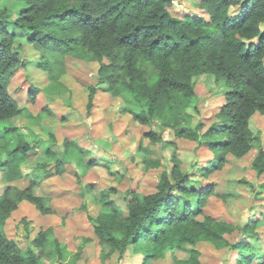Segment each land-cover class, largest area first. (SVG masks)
Masks as SVG:
<instances>
[{"label": "trees", "instance_id": "1", "mask_svg": "<svg viewBox=\"0 0 264 264\" xmlns=\"http://www.w3.org/2000/svg\"><path fill=\"white\" fill-rule=\"evenodd\" d=\"M20 1L24 5L16 16L10 7L0 5V172L4 179V188H0V264H44L45 259L55 263L70 254L52 229L32 234L26 219V247L6 231L22 201L35 204L43 214L55 213L45 199L35 196L33 185L52 173L50 166L57 174L66 170L54 150L57 136L52 133L53 141L38 161L30 185H14L24 178L23 164L34 144L42 140L14 122L22 109L10 88L16 71L25 66L17 43L19 30L26 32L29 43L40 52L39 65L51 79L65 73L67 57L98 62L100 85L110 94L127 95L134 103L128 111L141 124L172 128L180 137L214 151L213 160L193 173H183L176 163L173 178L164 173L153 193L134 196L132 192L127 215L108 195H102L104 210L95 221L99 243L107 249L102 255L105 263L113 257L121 261L129 253H140L144 264H151L168 253L174 256L173 251L180 248L190 255L186 259L174 256L175 264H201V252H189L184 246L206 241L218 249L237 251V264H254V259L264 264V254L253 259L254 254L246 253L250 243L234 238L243 230L249 232L254 220L242 226L204 211L209 194L223 196L238 184H253L236 179L201 189L188 187L196 173L222 169L228 155L241 158L254 145L259 146L254 166L259 174L264 173V145L259 142L263 138L250 126L254 116H264V0H200L197 9L201 12H186L184 17L172 14L173 0ZM237 8L240 10L234 14ZM256 38L257 43H247ZM204 73L214 75L209 93L224 94L226 102L208 127L202 120L191 126L193 117L201 115L198 78ZM96 91L93 88L92 100ZM30 100L33 105L34 99ZM147 136L151 142H164L161 132L150 130ZM71 142L84 148L80 154L92 153L83 144Z\"/></svg>", "mask_w": 264, "mask_h": 264}, {"label": "rangeland", "instance_id": "2", "mask_svg": "<svg viewBox=\"0 0 264 264\" xmlns=\"http://www.w3.org/2000/svg\"><path fill=\"white\" fill-rule=\"evenodd\" d=\"M195 2L173 0L170 10L174 16L184 17L186 12L191 14L196 9V5H193ZM0 5L10 7L12 16H16L24 2L7 0L6 3L2 0ZM239 10L237 8L233 13ZM25 33L19 30L17 37L25 66L16 71L10 88L22 109L21 116L15 118L14 122L31 136L36 137V133L42 140L34 144V149L23 164L24 178L14 185H30L29 180H32L37 163L51 143L49 134L52 133L57 136L54 150L63 160L66 170L57 174L50 166L52 173L33 185L35 196L45 199L47 206H52L55 213L43 214L35 204L22 201L6 226L9 237L17 239L22 246L28 245L23 222L26 219L33 230L32 234L42 229H52L66 252H70L64 260L51 263L45 259L44 264H144L145 259L140 253H129L121 261L116 257L108 263L102 260L107 249L99 243L95 221L104 210L102 195H108L127 215L132 192L134 196L153 193L164 173H170L173 178L176 163L183 173H193L196 168H202L206 162L213 160L214 151L192 139L180 137L172 128L161 129L158 125L141 124L128 111L134 103L127 95L110 94L100 85L98 62L67 57L65 73L57 80L51 79L39 65L40 52L29 43ZM258 41L256 38L247 43ZM213 76L204 73L198 78V93L202 95L199 105L202 109L200 117L191 120V126H196L202 120L208 127L216 120V115L226 102L224 94L209 93V81L213 84ZM93 88H97V91L92 100ZM217 88L218 85H215L214 89ZM30 99H34L33 105ZM250 126L255 134L261 133L259 137L263 140L259 142L264 145V117L254 116ZM150 130L161 132L164 142H151L147 136ZM66 138L70 141L66 142ZM71 141L90 148L92 153L80 154L79 151L82 153L84 148L81 145L82 149L74 147ZM258 149L259 146L254 145L241 158L228 155L222 169L205 172V175L196 173V179L188 185L189 188L201 189L208 184L219 185L236 179H246L253 184H238L223 196L209 194L204 205L206 213L224 215L232 223L241 225L253 213H264V173L259 174L253 163ZM148 162L151 163L149 167ZM3 180L0 172L1 190L4 188ZM255 222L258 224L256 232L259 239L253 242V248L250 246L246 250L248 255L254 252L264 254V219L258 218ZM184 248L189 252L198 249L201 264H237V251L218 249L211 242L203 241L196 246L186 244ZM173 253L178 259H186L190 255L180 248ZM174 256L168 253L151 264H175Z\"/></svg>", "mask_w": 264, "mask_h": 264}, {"label": "crops", "instance_id": "3", "mask_svg": "<svg viewBox=\"0 0 264 264\" xmlns=\"http://www.w3.org/2000/svg\"><path fill=\"white\" fill-rule=\"evenodd\" d=\"M197 2H195V3H193V5H196V9H193L194 11H193V13H191V14H196L198 11L199 12H201L200 10H198L197 9V5H198V3H199V1L200 0H196ZM184 6H186V5H184ZM264 117V116H263ZM262 214H264V213H257V214H252V216H250V218L249 219H246L245 220V222H244V224H242V226H244V225H246L247 223H249L250 221L249 220H256V219H258V218H260V219H264V216H262ZM222 216H224V215H222ZM238 225H241V224H238ZM258 224H254L253 225V227L252 226H249L248 228H249V232H247V233H245L244 232V230L243 231H241V233L240 234H237L234 238H235V240H246L248 243H250V246H252V248L254 247V245H253V242L256 240V239H258L259 237H258V233L256 232V226H257ZM246 227V226H245ZM244 227V228H245ZM252 231V232H251ZM251 232V234H248V233H250ZM256 235V236H255ZM253 236H255L254 238H252ZM252 254H254V257H253V259L255 258V255L256 254H259V253H257V252H254V253H252ZM253 263H256V264H258V262H257V260L256 259H254L253 260Z\"/></svg>", "mask_w": 264, "mask_h": 264}]
</instances>
